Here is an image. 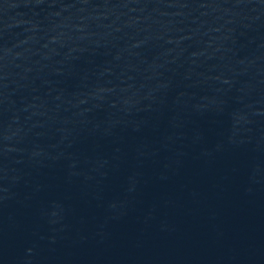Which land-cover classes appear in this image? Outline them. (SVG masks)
Segmentation results:
<instances>
[{
  "label": "water",
  "instance_id": "1",
  "mask_svg": "<svg viewBox=\"0 0 264 264\" xmlns=\"http://www.w3.org/2000/svg\"><path fill=\"white\" fill-rule=\"evenodd\" d=\"M0 264H264V0H0Z\"/></svg>",
  "mask_w": 264,
  "mask_h": 264
}]
</instances>
